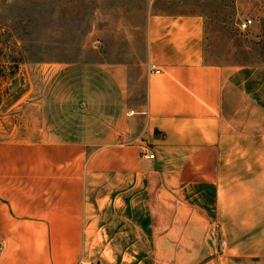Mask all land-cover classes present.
<instances>
[{
	"label": "crops",
	"instance_id": "1",
	"mask_svg": "<svg viewBox=\"0 0 264 264\" xmlns=\"http://www.w3.org/2000/svg\"><path fill=\"white\" fill-rule=\"evenodd\" d=\"M207 27L151 11L94 130L0 142V264H264V61L209 62Z\"/></svg>",
	"mask_w": 264,
	"mask_h": 264
},
{
	"label": "rangeland",
	"instance_id": "2",
	"mask_svg": "<svg viewBox=\"0 0 264 264\" xmlns=\"http://www.w3.org/2000/svg\"><path fill=\"white\" fill-rule=\"evenodd\" d=\"M181 10L206 15L209 62L264 61V0H0V142H66L94 130L104 105L95 65L139 66L148 14ZM246 18L253 24L239 30ZM107 158L92 172L111 171Z\"/></svg>",
	"mask_w": 264,
	"mask_h": 264
},
{
	"label": "built area",
	"instance_id": "3",
	"mask_svg": "<svg viewBox=\"0 0 264 264\" xmlns=\"http://www.w3.org/2000/svg\"><path fill=\"white\" fill-rule=\"evenodd\" d=\"M253 24L252 19L250 18H246L244 20H242L239 24H238V29L239 30H246L248 29L251 25ZM150 71L155 72V73H160V71L158 69H155L153 66H150ZM142 158L150 160L153 159V155L152 154H142L141 155Z\"/></svg>",
	"mask_w": 264,
	"mask_h": 264
}]
</instances>
